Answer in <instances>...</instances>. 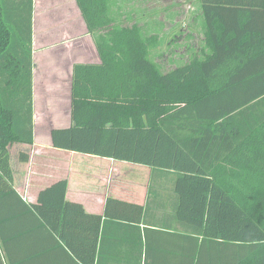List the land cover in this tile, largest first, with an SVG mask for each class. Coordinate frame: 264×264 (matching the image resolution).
Masks as SVG:
<instances>
[{"label":"trees","instance_id":"1","mask_svg":"<svg viewBox=\"0 0 264 264\" xmlns=\"http://www.w3.org/2000/svg\"><path fill=\"white\" fill-rule=\"evenodd\" d=\"M76 2L100 62L74 65L71 124L51 130L53 147L170 176L176 217L197 233L186 264H264V0H200L202 55L165 71L156 37L118 24V0ZM32 12L33 0H0V264L85 215L65 180L36 203L13 186L9 146L33 142Z\"/></svg>","mask_w":264,"mask_h":264},{"label":"crops","instance_id":"2","mask_svg":"<svg viewBox=\"0 0 264 264\" xmlns=\"http://www.w3.org/2000/svg\"><path fill=\"white\" fill-rule=\"evenodd\" d=\"M194 1L192 17L201 19ZM31 46L33 142L9 146L13 186L36 203L40 190L65 180V199L85 215L63 239L33 236L32 254H20L23 264H186V235L197 233L176 217L170 176L52 145L51 130L71 124L74 65L100 62L76 0H33Z\"/></svg>","mask_w":264,"mask_h":264},{"label":"rangeland","instance_id":"3","mask_svg":"<svg viewBox=\"0 0 264 264\" xmlns=\"http://www.w3.org/2000/svg\"><path fill=\"white\" fill-rule=\"evenodd\" d=\"M197 8L194 0H118L113 13L119 25L136 23L156 37L150 56L165 71L202 55L200 19L192 17Z\"/></svg>","mask_w":264,"mask_h":264}]
</instances>
